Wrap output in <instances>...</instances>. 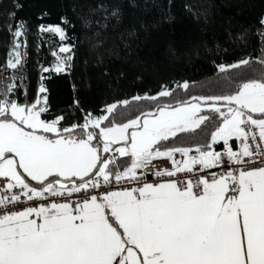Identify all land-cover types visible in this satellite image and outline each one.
Instances as JSON below:
<instances>
[{
  "label": "snow or ice",
  "instance_id": "snow-or-ice-1",
  "mask_svg": "<svg viewBox=\"0 0 264 264\" xmlns=\"http://www.w3.org/2000/svg\"><path fill=\"white\" fill-rule=\"evenodd\" d=\"M111 15L118 17V10ZM41 31L66 38L60 26ZM22 35L18 26L16 48ZM249 63L242 59L220 65L219 71ZM20 64L21 53L14 51L8 67ZM54 71L65 72L66 61L59 60ZM192 99L196 102L160 107L125 123L109 119L118 108L113 103L105 115L89 113L82 125L61 126L64 116L42 118L46 96L21 104L5 93L0 98V264H264V78L243 82L231 95ZM205 107L221 121L208 150L198 146L197 155L189 147L162 150V142L208 121L200 114ZM233 140L240 142L239 151ZM221 142L217 151L213 145ZM176 153L184 159H175ZM162 158L172 167L154 170L151 175L160 178L154 183L144 180L152 162ZM214 168L222 171H210ZM122 182L134 186L116 188ZM75 194L82 195L72 201Z\"/></svg>",
  "mask_w": 264,
  "mask_h": 264
},
{
  "label": "trees",
  "instance_id": "trees-1",
  "mask_svg": "<svg viewBox=\"0 0 264 264\" xmlns=\"http://www.w3.org/2000/svg\"><path fill=\"white\" fill-rule=\"evenodd\" d=\"M262 18L264 0H0V98L7 93L32 104L46 96L42 118L64 116L61 126H71L82 125L89 113L105 115L113 103L118 108L109 119L125 123L160 107L194 103L193 97L231 95L243 82L264 78ZM18 26L24 35L16 48ZM42 26H60L66 38ZM64 46L71 48L67 55L59 52ZM14 51L21 64L12 69ZM59 55L71 59L65 72L56 73ZM242 59L249 65L219 71ZM163 90L172 95L159 97ZM124 100L130 103L123 106ZM205 115L210 119L200 128L162 142V150H207L221 121L211 110Z\"/></svg>",
  "mask_w": 264,
  "mask_h": 264
},
{
  "label": "built area",
  "instance_id": "built-area-1",
  "mask_svg": "<svg viewBox=\"0 0 264 264\" xmlns=\"http://www.w3.org/2000/svg\"><path fill=\"white\" fill-rule=\"evenodd\" d=\"M226 159V157H225ZM172 167V164L171 162H167V161H164L163 159H157V160H154L152 162V165L149 166V168L147 169V174L144 176V180H146L147 182H155L157 179H160V178H156L154 177L153 175H151V173L154 171V170H158V169H162V168H168L170 169ZM199 167V166H198ZM142 172L144 170H141ZM210 171H215V172H221L222 169L221 168H214V170H210ZM199 175H204L203 172H199L198 173ZM185 175H190V174H185ZM163 179H167L166 177L163 178ZM0 183H3V181H0ZM134 185L128 183V182H122L121 185H117L116 188H120V187H132ZM80 195L82 194H75L73 197H71L70 199L72 201H75ZM23 199V197H22ZM53 200H56L57 202H65L66 201V198L65 197H55V198H51ZM27 204H34L35 202H26ZM40 203H46L45 201H40ZM11 207V206H10Z\"/></svg>",
  "mask_w": 264,
  "mask_h": 264
},
{
  "label": "crops",
  "instance_id": "crops-1",
  "mask_svg": "<svg viewBox=\"0 0 264 264\" xmlns=\"http://www.w3.org/2000/svg\"><path fill=\"white\" fill-rule=\"evenodd\" d=\"M208 110H210L209 108H207V107H205L204 109H203V111L200 113L201 115H205V113L208 111ZM230 143H232V146H233V150H235V151H239V141H236V140H233V141H231ZM219 145H221V147H222V149H223V144H222V142L221 143H219V144H216V145H213V147L217 150V151H222V149L220 150V149H218L217 147L219 146ZM208 150V149H207ZM191 155H197V153L195 152V149H193V151H192V153H191ZM164 161H167V162H171L169 159H167V158H162ZM175 159H177V160H182V159H184L183 157H181V155L179 154V153H176L175 154ZM212 170H214V169H212ZM33 185H35V182H31Z\"/></svg>",
  "mask_w": 264,
  "mask_h": 264
},
{
  "label": "rangeland",
  "instance_id": "rangeland-1",
  "mask_svg": "<svg viewBox=\"0 0 264 264\" xmlns=\"http://www.w3.org/2000/svg\"><path fill=\"white\" fill-rule=\"evenodd\" d=\"M58 35V34H57ZM59 36V35H58ZM70 52H67V53H61V54H64V55H67V54H69ZM58 60H61V59H63V60H65L66 61V70L68 69L67 68V64H68V59L67 58H65V57H63V56H61V55H59L58 57ZM55 68V67H54ZM54 68L52 69L53 71H54ZM106 114V113H105Z\"/></svg>",
  "mask_w": 264,
  "mask_h": 264
}]
</instances>
